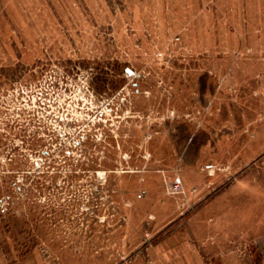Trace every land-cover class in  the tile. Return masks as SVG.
<instances>
[{
    "label": "rangeland",
    "instance_id": "obj_1",
    "mask_svg": "<svg viewBox=\"0 0 264 264\" xmlns=\"http://www.w3.org/2000/svg\"><path fill=\"white\" fill-rule=\"evenodd\" d=\"M177 240L264 264V0H0L4 249L171 264Z\"/></svg>",
    "mask_w": 264,
    "mask_h": 264
},
{
    "label": "crops",
    "instance_id": "obj_2",
    "mask_svg": "<svg viewBox=\"0 0 264 264\" xmlns=\"http://www.w3.org/2000/svg\"><path fill=\"white\" fill-rule=\"evenodd\" d=\"M226 213V211H225ZM228 213H232L229 211ZM234 221L232 220H227L226 216L227 215H222V217H225L220 220V226H223L225 229H227V225L230 226L229 224H233L235 230L239 229L241 232L242 228V216L238 214L237 211H234ZM229 217L231 218L232 215L228 214ZM178 238V237H177ZM188 252V246L183 243L179 244L178 240L176 243L170 246V256H171V264H185L184 262L182 263V260L180 258L184 257L183 254ZM168 251H165L162 249V254L160 255L161 260H163L164 257H166L168 254ZM189 264V262H187ZM0 264H52V260L48 257H30L29 255H24V256H13L11 255L8 251H6L3 247V245L0 243ZM54 264H59L54 262ZM160 264H163V261H161Z\"/></svg>",
    "mask_w": 264,
    "mask_h": 264
}]
</instances>
